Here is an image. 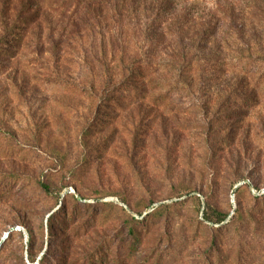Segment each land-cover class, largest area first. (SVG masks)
<instances>
[{"label": "rangeland", "instance_id": "1", "mask_svg": "<svg viewBox=\"0 0 264 264\" xmlns=\"http://www.w3.org/2000/svg\"><path fill=\"white\" fill-rule=\"evenodd\" d=\"M0 242V264H264V0H0Z\"/></svg>", "mask_w": 264, "mask_h": 264}, {"label": "trees", "instance_id": "2", "mask_svg": "<svg viewBox=\"0 0 264 264\" xmlns=\"http://www.w3.org/2000/svg\"><path fill=\"white\" fill-rule=\"evenodd\" d=\"M129 76L128 77H125V79H122L120 82H119V89L120 90H124V91H134V92H144L142 91L140 88L138 87H135V86H132L131 85V82L133 80H140L142 77H144V74L149 72V71H154L155 68L153 67V65L151 64H144L142 66H140L139 68L137 69H133L132 67H129ZM118 89V90H119ZM52 216L49 217L48 219V222L52 223ZM207 221L211 224V225H218V229H217V233L218 235L217 236H214V241H217L218 240V236L219 234L225 230L228 225L230 224V221L228 220V216L226 215H223V216H218L216 219H213L211 217L207 215H205ZM69 222V221H68ZM67 221H64L62 223V226H63V229L67 228L69 226V224ZM138 222L135 223V226H131L129 225V238L131 239L130 241V245H129V249L130 251L134 250L137 248V244H139L141 242V238H140V234H138L136 232V230H139L141 233H147V231H149V227L148 225L144 226L142 224H140V226L136 225ZM146 224V223H144ZM52 225V224H51ZM222 237V236H221ZM3 245V243L1 242V245H0V249H1V246ZM27 260L29 261V263L31 264H45V258L44 256L41 257L39 260H36V258L34 256L31 255V253H27Z\"/></svg>", "mask_w": 264, "mask_h": 264}, {"label": "built area", "instance_id": "3", "mask_svg": "<svg viewBox=\"0 0 264 264\" xmlns=\"http://www.w3.org/2000/svg\"><path fill=\"white\" fill-rule=\"evenodd\" d=\"M0 245H1V242H0Z\"/></svg>", "mask_w": 264, "mask_h": 264}]
</instances>
